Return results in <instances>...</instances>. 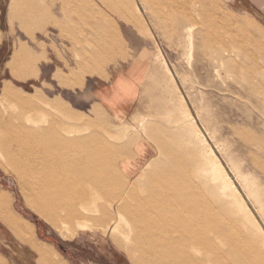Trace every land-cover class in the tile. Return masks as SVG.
<instances>
[{
    "label": "rangeland",
    "instance_id": "1",
    "mask_svg": "<svg viewBox=\"0 0 264 264\" xmlns=\"http://www.w3.org/2000/svg\"><path fill=\"white\" fill-rule=\"evenodd\" d=\"M180 1L168 17L157 0H0L5 120L11 112L4 92L10 89L39 105L28 111L40 117L29 127L64 132L67 138L108 140L116 150L110 174L116 184L108 187V197L92 194L87 209L79 206L83 217L67 220L63 212L50 221L37 208L32 194L37 179L28 174L42 166L33 157L44 153L19 160L27 170L19 175L15 163L3 156L0 129V256L5 264H38L41 257L2 216L25 221L27 234L31 225L36 239L63 264H172L161 263L142 242L151 229L143 220L145 188L154 176L158 187L173 192L177 186L213 205L218 233L210 228L207 238L232 239L235 264L242 256L248 264H264V0ZM17 52L22 64L10 67ZM133 65L146 74L133 114L122 121L107 113L92 88L114 69ZM141 141L153 147L154 157L138 178H128L119 158L131 156ZM86 144L68 152L76 156L75 164L97 143ZM161 171L170 179L173 175L174 182H162ZM129 187L145 206L132 200V214L118 213L114 205L129 200ZM168 241L159 240L164 246ZM224 250L220 255L229 256ZM191 251L202 254L197 247Z\"/></svg>",
    "mask_w": 264,
    "mask_h": 264
},
{
    "label": "bare ground",
    "instance_id": "2",
    "mask_svg": "<svg viewBox=\"0 0 264 264\" xmlns=\"http://www.w3.org/2000/svg\"><path fill=\"white\" fill-rule=\"evenodd\" d=\"M157 1L162 7L167 8L166 15L168 17L176 12L174 6L180 7L183 4L180 0ZM17 54L16 62L10 64V67L22 64L18 60L22 54L20 52H17ZM19 77L26 79V77L20 75ZM4 99L8 101L4 105L6 109H9L8 112L11 113L8 114L9 120H5L4 109L0 111V129L2 128L3 131L4 128L5 132V135L1 138V140L5 139L3 156L15 163L18 167L17 173L19 175H24L27 170L22 169L20 167L21 162L18 163V161L23 158V161L28 160L29 153L34 151L44 153V156L42 158L37 157V160L33 157V162L36 163L37 161L42 166L35 170L33 169L28 174L33 175L37 179V184L33 187L32 194L37 208L48 220L56 221L54 219L60 218V214L63 212H66L67 220H74L79 216L83 217L84 213L80 211L79 206L87 209V204L92 199V194L99 198L108 197L106 192L108 187L116 184V182L111 181L110 176L115 169V165L114 160H111L112 149L114 148H112L113 146L108 140H91L92 136L89 139L84 137H68L71 138L68 139L67 134L63 135L64 132H53L52 129L43 130L42 127H29L27 125L28 122L34 123L40 117L30 116L28 111L30 112L35 106L39 105L32 101L30 97H26L20 92L16 94L10 89H5ZM15 109L22 110L24 114L16 116L17 114L13 113ZM63 110L65 113L71 114L70 109L65 104L63 105ZM68 133L70 132L68 131ZM86 142L87 144L94 142L97 144L94 147L95 149H93L94 151H87V153L82 154L78 158L79 162L75 164L76 156L75 158L73 156L70 157L68 152L81 147V144L84 145ZM105 172L107 175H104ZM60 173H64L65 176ZM160 175L163 177L162 182L164 178L167 181L174 182L172 180L174 179L173 175L171 179L168 178L169 174H165L162 171L159 177ZM154 183H156L155 176L151 179V185L145 188L146 204L143 202L144 198L138 193H134L130 186L126 189L129 200L125 199L122 200L120 205H114L118 213L126 211L129 215L132 214L131 210H129L132 200H135L139 206L145 204L148 207L143 220L148 219L151 229L141 236L142 242H144L143 245H148L146 251L152 252L160 258L161 263L165 259L167 263L172 264H207L214 259V264H235L232 256L238 254V251L233 248L232 239L222 236L223 239L219 242L220 236L216 234L207 238L210 228H216V226H213L216 223L214 220L216 212L213 209V205L201 202L202 198L198 197L197 194H188L177 186L174 188L175 191L172 192L166 189L163 184L158 187ZM87 185H90L89 189L86 188ZM212 232L214 231L212 230ZM216 232L218 233L217 228ZM224 234L227 235V233H222L221 235ZM162 237H167L169 240L166 246H164L165 243L160 244L159 242ZM194 247H197L202 254L197 256L192 253L191 250ZM222 249H226L224 252L228 253L229 256L220 255L223 252ZM245 263L248 264V259L242 256L239 264Z\"/></svg>",
    "mask_w": 264,
    "mask_h": 264
},
{
    "label": "crops",
    "instance_id": "3",
    "mask_svg": "<svg viewBox=\"0 0 264 264\" xmlns=\"http://www.w3.org/2000/svg\"><path fill=\"white\" fill-rule=\"evenodd\" d=\"M141 68L135 65L122 66L111 71L108 78H102L95 82L96 84L92 88L94 97L108 114L122 121H126L133 114L132 112L135 109L144 81L143 79L141 80V76L146 74L145 68ZM153 157V147L145 141H141L136 143L131 156L119 158V166L125 176L135 179L142 174ZM2 218L19 236H23L31 242L41 257V261L38 264H63L55 255H51L54 252L52 249L36 239L31 225L27 234L23 227L26 223L22 219L18 218V222L14 221L13 218L8 222L3 216ZM5 263V260L0 256V264Z\"/></svg>",
    "mask_w": 264,
    "mask_h": 264
}]
</instances>
